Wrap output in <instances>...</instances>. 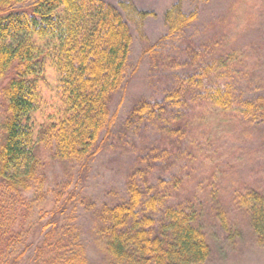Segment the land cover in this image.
Returning <instances> with one entry per match:
<instances>
[{
  "label": "trees",
  "instance_id": "trees-1",
  "mask_svg": "<svg viewBox=\"0 0 264 264\" xmlns=\"http://www.w3.org/2000/svg\"><path fill=\"white\" fill-rule=\"evenodd\" d=\"M150 16L131 0L118 8L103 0H0V264L26 258L31 264H85L75 231L59 225L73 194L56 198L36 221L37 202L26 194L39 195L44 185L40 148L49 147L54 159L77 165L80 173L98 154L100 136L114 121L110 100L124 81L128 23L143 36ZM196 19L197 12L185 14L178 0L164 13L167 32L160 41L180 36ZM197 59L173 77L161 102L142 101L130 113L138 142L126 179L128 199L97 214L109 264H204L210 258L200 225L202 197L183 193L193 175L186 168L213 145L209 117L239 129L264 123V96H242L228 81L226 63L199 66ZM151 133L158 137L150 140ZM200 140L208 145L200 147ZM175 166L178 172L164 177ZM216 189L211 186L207 196L215 206ZM233 201L264 245V196L247 189ZM211 213L225 224L222 211Z\"/></svg>",
  "mask_w": 264,
  "mask_h": 264
},
{
  "label": "rangeland",
  "instance_id": "rangeland-1",
  "mask_svg": "<svg viewBox=\"0 0 264 264\" xmlns=\"http://www.w3.org/2000/svg\"><path fill=\"white\" fill-rule=\"evenodd\" d=\"M103 1L118 8V2L124 0ZM131 1L153 16L145 20L143 36L128 23L132 43L124 81L110 100L109 113L114 121L109 133L100 136V151L80 173L77 165L54 159L49 147L40 148L39 173L44 185L41 194H26L29 201L37 202L31 218L34 221L54 208L56 198L63 201L73 194L59 225L75 231L85 264H109L97 232V214L128 199L126 179L135 162L132 146L138 142L136 127H130V113L138 103L161 102L173 77L189 71L187 66L193 56H197L195 65L199 66L226 63L228 81L242 96H264V0H181L182 11L197 12V19L183 34L166 41H160L167 32L164 13L178 0ZM153 46L154 50L142 57L143 51ZM1 104L0 97V124ZM208 123L206 131L214 140L213 145L209 149L207 146L194 165L186 168L193 175L187 178L183 192L202 197L204 203L205 216L200 225L211 249L204 264H264V245H258L247 218L237 212L233 201L237 192L247 189L264 196V123L239 129L213 116ZM149 137L154 140L158 135L151 133ZM199 145L208 144L200 140ZM178 170L175 166L164 177ZM199 181L206 184L202 186ZM210 185L217 188V206L208 200ZM215 209L224 213V225L217 218L218 213H211ZM21 264L31 261L26 258Z\"/></svg>",
  "mask_w": 264,
  "mask_h": 264
}]
</instances>
